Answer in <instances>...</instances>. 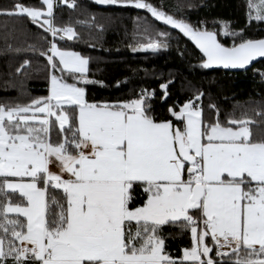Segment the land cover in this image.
Returning <instances> with one entry per match:
<instances>
[{"label":"snow or ice","instance_id":"snow-or-ice-1","mask_svg":"<svg viewBox=\"0 0 264 264\" xmlns=\"http://www.w3.org/2000/svg\"><path fill=\"white\" fill-rule=\"evenodd\" d=\"M57 3L17 2L0 15L27 18L54 38L72 40L74 29L54 22ZM96 3L145 9L179 29L207 58L204 68H245L264 58V39L225 47L216 33L147 0ZM246 6L251 21L264 22V0ZM223 34L237 35L227 25ZM161 47L150 40L134 50ZM48 52L41 55L53 73L50 95L0 105V264H264V134H254L256 121L242 115L221 122L218 113L205 121L195 103L201 95L169 108L165 120L146 103L153 93L90 103L78 86L92 83L88 59L55 42ZM161 88L166 100L168 85ZM166 226L190 235L179 262L165 250Z\"/></svg>","mask_w":264,"mask_h":264},{"label":"trees","instance_id":"trees-1","mask_svg":"<svg viewBox=\"0 0 264 264\" xmlns=\"http://www.w3.org/2000/svg\"><path fill=\"white\" fill-rule=\"evenodd\" d=\"M17 2L43 7L41 0H0V9L10 10ZM70 2L74 8L58 0L54 22L59 27L71 26L76 33L72 40L54 38L27 18L0 15V105H26L47 97L52 70L47 56L41 53L50 55L48 49L55 42L59 48L74 50L88 59L87 79L92 83L78 86L85 89L90 103L117 104L153 93L146 103L157 120H165L171 119L169 108L179 110V106L201 95L195 103L203 110L205 121L214 120L217 113L221 122L243 115L258 123L259 127L253 126L254 134H264V58L243 70L204 68L206 58L195 43L145 9L99 4L96 0ZM147 2L193 28L216 33L225 47L242 40L264 39V22L249 19L246 0ZM221 21L237 35H223ZM150 40L166 47L156 52L134 50ZM64 78L75 82L66 75ZM164 84L168 85L166 100H162ZM58 134L56 126L52 139L56 140ZM49 194L59 195V190H50ZM143 199L141 193L135 205L139 206ZM162 235L166 252L179 262L182 250L191 246L190 235L171 226H166Z\"/></svg>","mask_w":264,"mask_h":264},{"label":"crops","instance_id":"crops-1","mask_svg":"<svg viewBox=\"0 0 264 264\" xmlns=\"http://www.w3.org/2000/svg\"><path fill=\"white\" fill-rule=\"evenodd\" d=\"M59 48V47H58ZM61 50H66V51H73V52H76V51H74V50H70V49H62V48H60ZM76 53H78V52H76ZM79 54V53H78ZM80 55V54H79ZM82 56V55H81ZM83 57V56H82ZM85 58V57H84ZM57 62H58V60H57ZM53 73H50V75H49V84H48V95H47V97L50 95V89H51V75H52ZM99 104H104V103H99ZM108 104H110V103H108ZM52 171L53 172H57L58 171V169L56 168V167H52ZM191 247V246H190ZM189 247V248H190ZM184 249H187V248H184ZM183 249V250H184ZM183 250H182V253H181V257H182V254H183ZM181 259V258H180ZM179 259V260H180Z\"/></svg>","mask_w":264,"mask_h":264},{"label":"water","instance_id":"water-1","mask_svg":"<svg viewBox=\"0 0 264 264\" xmlns=\"http://www.w3.org/2000/svg\"><path fill=\"white\" fill-rule=\"evenodd\" d=\"M218 40V39H217ZM219 42V41H218ZM199 49V48H198ZM201 52V51H200ZM202 53V52H201ZM203 54V53H202ZM204 56V55H203ZM205 57V56H204ZM206 58V57H205ZM207 59V58H206ZM258 59H261V57H258L256 60H254L251 64H249L248 66H246L245 68H237V69H233V68H223L222 66L217 67V66H213L211 68H220V69H224V70H229V71H237V70H243L248 68L249 66H251L255 61H257Z\"/></svg>","mask_w":264,"mask_h":264},{"label":"rangeland","instance_id":"rangeland-1","mask_svg":"<svg viewBox=\"0 0 264 264\" xmlns=\"http://www.w3.org/2000/svg\"><path fill=\"white\" fill-rule=\"evenodd\" d=\"M249 16V15H248ZM220 24H221V32H222V34H223V32H224V28H225V25H227L225 22H223V21H221L220 22ZM224 35V34H223ZM54 134H55V132H54ZM55 136H57L56 134H55ZM55 136H52V138L53 139H55Z\"/></svg>","mask_w":264,"mask_h":264}]
</instances>
